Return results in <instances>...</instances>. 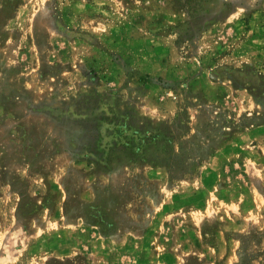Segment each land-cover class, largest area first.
Returning a JSON list of instances; mask_svg holds the SVG:
<instances>
[{
  "label": "rangeland",
  "instance_id": "rangeland-1",
  "mask_svg": "<svg viewBox=\"0 0 264 264\" xmlns=\"http://www.w3.org/2000/svg\"><path fill=\"white\" fill-rule=\"evenodd\" d=\"M0 264H264V0H0Z\"/></svg>",
  "mask_w": 264,
  "mask_h": 264
}]
</instances>
